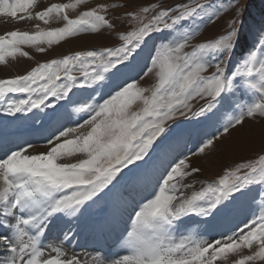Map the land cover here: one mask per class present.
Masks as SVG:
<instances>
[{
    "label": "snow or ice",
    "instance_id": "obj_1",
    "mask_svg": "<svg viewBox=\"0 0 264 264\" xmlns=\"http://www.w3.org/2000/svg\"><path fill=\"white\" fill-rule=\"evenodd\" d=\"M88 2L51 4L33 14L37 0H0V16L35 19L45 25L62 21V26L49 29L36 25L33 33L0 35V64L17 54L29 57L22 46L44 53L42 45L51 47L84 33L115 31L110 10L127 5L88 6ZM238 3L229 0L227 6H215L180 0L125 11L115 20L122 16L130 30L116 33V45L76 51L39 63L23 75L0 79L3 114L15 117L35 110L55 119L63 109L67 116V122L46 139V151L33 153L30 149L35 145L25 143L0 158V264H82L62 247L46 251L42 240L54 219H67L63 239L71 242L76 235L74 222L84 209L113 185L123 169L149 156L154 143L169 130V122L179 117L210 120L224 100L237 93L241 99L249 93L255 99L222 125L219 136L201 140L191 156L172 159L149 196L134 209L130 226L120 237L122 254L106 260L97 253L91 264H218L230 255L240 257L235 264H264V210L220 239H196L180 231L182 226L188 230V218L210 223L230 212L253 185L264 186V154L224 169L211 182L198 179L201 168L192 163L193 157L214 148L215 140L246 119L264 118V32L253 49L229 67L240 42L236 25L244 9L236 7ZM80 6L85 10L70 18L68 12ZM228 11H233V18L217 36L200 41L195 32L181 31L193 18L204 19L206 13L207 23H215ZM153 38L158 43L138 80H125L102 102L95 98L71 101L75 89L102 85L131 70ZM149 78L151 86H141ZM197 102H202L198 108L194 107ZM72 114L79 117L75 123ZM259 196L264 201V190ZM244 249L249 254L243 255Z\"/></svg>",
    "mask_w": 264,
    "mask_h": 264
},
{
    "label": "rangeland",
    "instance_id": "obj_2",
    "mask_svg": "<svg viewBox=\"0 0 264 264\" xmlns=\"http://www.w3.org/2000/svg\"><path fill=\"white\" fill-rule=\"evenodd\" d=\"M70 0H42V7L35 8V11H39L40 9H44L51 4H63L69 3ZM180 2V0H89L88 6H95L97 3H118L127 5V8H119L115 10H110L109 18L116 23V29L113 30H104L100 34H91V33H84L81 35H86L89 37H93L91 40H85L81 44H77L76 46L70 45L68 42L71 41L73 38H68L66 41H62L57 45H52L53 54L49 53L46 57L42 59L33 60L32 68L37 66L39 63L48 62L49 59H57L56 56H63L65 54H73L76 51H86L91 50L93 48L99 50L103 47L113 46L118 43L116 40V33L119 31H127L130 30V26L122 16L119 21L115 20V16L117 14H122L125 11H129L141 6L149 5V4H159L161 6L166 5H173ZM191 2V0H189ZM202 3H210L215 6H227L229 0H201ZM236 7H242L244 11L240 14L237 19V28L239 29V44L236 50L235 55L232 58V62L229 65L231 68L235 64H237L241 58L249 51L253 49V46L258 42V38L262 32H264V0H239V3ZM33 9H31L32 11ZM85 10V6H80L76 10H70L68 15L70 18H75L79 11ZM234 11V10H233ZM233 11H228L227 14H224L217 22L215 23H207V14H204V19H200L199 17L193 18L189 21H186L182 26L181 31H191L197 34V39L202 41L206 38L214 37L221 34L226 27V22L230 21L233 18ZM35 19L29 20L30 24H24V28L28 26L31 28L36 27L39 24L40 29H49L54 27L62 26V21L53 20L50 24L45 25L40 21H33ZM34 23H32V22ZM27 26V27H26ZM34 29V31H36ZM33 31V32H34ZM159 34H157L158 36ZM75 38V37H74ZM101 39V40H100ZM86 41L88 43H86ZM90 42V43H89ZM195 42V41H194ZM158 43L156 38L150 39L147 44L143 47V49L139 52L138 56L136 57L135 61L131 66V70H127L125 73H122L121 77H114L110 80H106L102 85L94 86L93 88H88L90 91L85 93L84 89L77 88L74 91V95L71 97V101H84L90 98H95L97 102H102V99L107 98V96L116 88L117 85H121L125 80L130 78L139 79L138 73L140 69L147 63L150 53L153 50V45ZM84 44V45H83ZM86 44V45H85ZM49 48L48 46H44ZM46 52V51H45ZM44 52V55L46 54ZM34 63L35 66H34ZM11 76L10 78H13ZM152 83L151 78L145 79L141 82V86L150 87ZM85 93V94H84ZM251 97V99L249 98ZM16 98V97H10ZM255 96H252L250 93L245 95L242 99L240 98V94L237 93L234 96L227 97L224 102L219 106L216 114L210 120H203L202 118L199 120L196 119H186L183 117L177 118L174 122H169V130L165 132L162 137L158 138V140L154 143L153 149L150 150L149 156H147L143 161H137L133 165H129L128 168L122 170V174L118 177L116 181H114L113 185L109 187L103 194L108 196L111 188L118 187V182L124 178H134L132 180L138 182L135 179V176L141 179L140 182L136 183V185L132 186V182L129 183L128 188L124 189L126 186V182L124 181L123 184L118 187L119 189H124L123 195L121 199H123L126 195H128V205L127 207V200L125 202H121L117 206L110 205L109 207H105L104 209H97L94 211V216L100 214H106L104 216L105 220L107 215H111L114 217L116 213V209L121 210L123 216L121 215L120 219H117L115 216L111 225H108L107 229H111L112 225L115 226L117 222H119L122 218H126L127 221H121V223H127L124 229H118L117 233L121 235L125 232V230L130 226V217L133 215L134 209L137 207L131 206L133 200L137 203L138 206L142 203L146 197L152 192L157 177L164 171V169L168 166V164L172 161L173 158L188 155L191 156L192 152L196 151L199 147V143L203 139L213 138V135L219 136L220 132H222V125L227 122L228 119H231L240 114V111L245 107L247 104L254 100ZM66 102H61V104H65ZM202 102L194 103V107H199ZM5 102H2L3 107ZM67 110L70 113L72 110L71 102L67 103ZM35 111V110H34ZM61 114L58 118H56L52 123L54 124H63L67 122V116L64 114L63 109L61 110ZM39 116L33 117V121L30 120V113L28 114H17V116L13 117L15 120V125H21L18 128H15L14 124H11V130L14 131L15 129L22 130L23 127L26 126H37L40 122H35L37 117L44 118L42 115L48 116L49 114L36 112ZM50 113V111H49ZM20 115V116H19ZM28 118L24 119L23 116ZM36 115V114H35ZM11 118V116L6 117L7 121ZM35 118V119H34ZM87 118V116H84ZM52 119V118H51ZM79 120V117L75 114H72L71 121L75 123ZM40 121V120H39ZM6 122V120H5ZM34 122V123H33ZM51 120L48 122L50 124ZM10 123V122H8ZM13 123V122H12ZM22 123V124H21ZM32 123V124H31ZM37 123V125H36ZM47 125V126H48ZM5 126V125H4ZM43 126H38V128L30 129V132H24L25 134L31 133L33 136H37L39 133L40 128ZM46 126V127H47ZM22 128V129H21ZM45 129V128H43ZM7 131V130H6ZM35 131V132H31ZM41 132V131H40ZM41 134V133H40ZM51 134H49L50 136ZM49 136L40 137V140H37L33 145H46V139ZM215 146L212 149L206 150L203 155L196 156L192 158V163L194 166H199L201 168V172L199 173L198 179L211 182L219 177L222 174L223 170L229 167H234L238 162L248 160L251 158H258L260 154H264V118L256 117L255 119H246L242 126L237 127L236 129L230 130L228 135L223 136L219 140H215ZM12 144V143H10ZM47 146V145H46ZM11 147L12 149L8 148ZM15 147V146H14ZM6 148H8L6 150ZM3 150L0 151V154L6 156L10 150L13 149L12 145H8ZM120 179V180H119ZM122 181V180H121ZM152 184V185H150ZM144 185V186H141ZM146 186V187H145ZM139 188L141 189L140 191ZM199 188V184L197 185ZM130 189V190H129ZM128 190V191H127ZM264 190V186L261 185H253L247 194L240 198L239 201L233 206V209L228 212L226 215L218 217V222L213 225L210 223L198 225V223H187L189 229L192 227V230H189V233L195 235L197 237L198 233L201 234V229L208 230V237L211 239H220L222 234H229L232 230H235L238 226L242 227L243 223L250 219L254 214L259 213L261 210H264V201L260 199L259 193ZM148 191V192H146ZM146 192V193H145ZM142 196V197H141ZM141 197V198H139ZM138 198V199H137ZM141 200V201H140ZM131 206V207H130ZM94 207V206H93ZM126 207V209H125ZM92 208V203H91ZM97 206L95 207V209ZM130 211V213H129ZM97 212V213H95ZM127 212V213H126ZM121 214V212H119ZM130 214V215H129ZM126 215V217H125ZM129 215V216H127ZM223 217V218H222ZM222 218V219H221ZM63 219L62 222L65 221L66 218L61 217ZM89 220V216L87 217ZM199 218L195 217L197 221ZM89 225L88 223H86ZM122 224V225H123ZM56 225V224H54ZM58 225V224H57ZM61 224H59L57 228H60ZM216 226V227H214ZM198 227V229H197ZM214 228H218V230L213 231ZM184 227L182 226L181 229ZM200 228V229H199ZM64 229V228H63ZM180 229V230H181ZM185 231V230H183ZM198 232V233H197ZM113 234V232H112ZM115 235V234H114ZM112 235V236H114ZM212 235V236H211ZM200 236V235H199ZM205 237V236H202ZM112 239V237H109ZM115 238V236H114ZM210 239V240H211ZM114 240V239H112ZM111 240V241H112ZM119 243L116 242L112 245V248L118 247ZM86 249V247L84 248ZM95 249V250H94ZM81 250V249H77ZM91 252L99 251L98 248L89 247ZM100 252V251H99ZM243 255L249 254L247 249H244L242 252ZM239 256L230 255L226 260L218 262V264H235V261L239 259ZM259 264V262H257Z\"/></svg>",
    "mask_w": 264,
    "mask_h": 264
},
{
    "label": "bare ground",
    "instance_id": "obj_3",
    "mask_svg": "<svg viewBox=\"0 0 264 264\" xmlns=\"http://www.w3.org/2000/svg\"><path fill=\"white\" fill-rule=\"evenodd\" d=\"M42 6H43L42 5V0H37V3L35 5V7L36 8H39V7H42ZM32 9H33L32 12L34 14L36 12L34 10L35 8H32ZM40 10H42V9H40ZM33 21H35V20H33ZM32 23H34V22H32ZM24 24H26V25L27 24H30L29 23V19L18 20V19H13V18H10V17L0 16V35H6V33L10 32V31H21V32L27 31L29 33H33L34 29L37 28L35 26H34V28H32V27L30 28L29 26L28 27L26 26L27 28H24L25 27ZM92 38L93 37H89V36H86V35H80L79 37L73 38L68 43L70 45H72V46H76L77 44H81L85 40H91L92 41ZM86 43H88V42L86 41ZM22 50L28 52L29 53V57H21L18 54L16 56H14V57H6L5 62L3 64H0V79H7V78H10L11 76H14V75L15 76H17V75H23V74H25L27 71H29L32 68L33 60H35V58L42 59V58L46 57L49 53L53 54L52 48H50V47L49 48H46V52H45L46 54L45 55H44V53H37L35 51V48L28 47V46H22ZM35 64L36 63H34V66H35ZM4 115L5 114H3L2 112H0V130H1V123H2V120L1 119L3 118ZM35 116H39V114L36 113ZM42 116L44 118H42V122L41 123H38V125L36 123L37 126H35V124H34V126L28 125V126H26V128H24V127H23V129L21 128L22 130L15 129L16 132H19V135H20V133L22 134L24 132H30V129L38 128V126H43L45 124L47 126L48 125V122L51 120V116L50 115H48V116L42 115ZM23 118L24 119H27V121L29 122L28 118H26L25 115L23 116ZM29 118H30V120L33 121V117L32 116H30ZM11 124H13V123H8V126L9 127L7 128V131H10L11 130V127H12ZM50 124L51 125H48L47 127L44 126L43 128H45V129H43V131L39 132V134L37 136H33L31 133H29V134H31L30 137H28V136H22V137H19V138L15 139V140L5 141L4 139L0 138V146H3V148H6L8 145H12L13 146V149H15V148L17 149L19 146H22L25 143L34 144L35 142H37V140H40L39 139L40 137L49 136V134H51L52 132H54L60 126V124H58V125L57 124H54V123H50ZM31 132H35V131H31ZM9 143H12V144H9ZM46 149H47V146L46 145H38V146H35L33 149H30V151L33 152V153H38V152L46 151ZM1 157H3V156H1ZM141 197H139V198H141ZM136 204L137 203L135 202V200H133L132 203H131L132 208H133V206L137 207ZM95 213H97V212H95ZM129 213H130V211H129ZM112 214H113V212H112ZM112 214L111 215H107L106 220L104 221L105 224L111 225V223L114 222L113 221L114 218L112 217ZM129 215H127V216H129ZM88 216H89V218L90 217H93L94 218V209L91 208V203L84 209L83 214L79 217L78 222H74L75 223V226L78 227V229H82L83 226H87L86 223H88L90 226H92L91 224L94 223L93 221L96 222L98 217L95 218V220L92 221L90 219L89 220L87 219ZM100 216H101V214H100ZM125 217H126V215H125ZM124 219H125V221H127L126 218H124ZM124 219L123 220L121 219L119 222H117V226H119L121 230L124 229L125 226L127 225L126 222L124 224L121 223V221L124 222ZM62 221H63V219H61V217H57V218L54 219L52 225L53 224H57V223L59 225V224H61L60 222H62ZM64 222H66V224H67V219H65ZM205 224H207V223H205ZM115 227H114V229H112L113 234H115V238H114V240L111 241L110 246L104 252H99V251H97V252H91L90 250L84 249L85 247H88L87 246L88 245V243H87L88 240L84 242V243H87V244L86 245L83 244V246H82L83 250H76L74 247H72V244L71 243L67 246L66 245V242L67 241H65L63 239L64 229L57 228V227H54V229L51 228L50 230L47 231V233L43 237L42 244L45 247L46 251L47 250H50L53 246H59V247H62L63 248V250L66 252V254H67L68 257H70L73 254H75V255H77L80 258L82 264H91L92 258L94 256H96L97 253H102L104 255V257H105L106 260L107 259H110L112 256H114L117 253H121V245L119 243L121 234L120 233L116 234L117 231L115 230L116 229ZM214 227H216V226H214ZM197 229H198V227H197ZM183 230H185V229L183 228L180 231L181 232H184V234H189V228H188L187 231H183ZM93 231H95V229ZM112 231H111V233H112ZM88 232L90 233L91 230H87V234H88ZM84 233H86V232L84 231ZM94 234L95 233H92V236ZM78 236L79 235L77 234L76 238H73V239H78L77 238ZM83 236H85L86 238L90 239L89 236L91 237V234L88 235V236H86V234H83L82 237ZM192 236L194 238H196V239H204V240H210L211 239V237H208V236H205V237H202L203 235H200L199 236V233H198L197 237L195 235H192ZM116 242L119 243L117 245L118 247L114 248V246H113V248H112V245H114Z\"/></svg>",
    "mask_w": 264,
    "mask_h": 264
}]
</instances>
